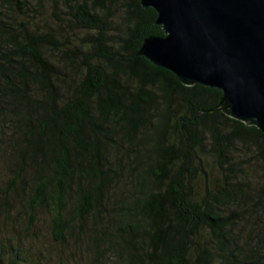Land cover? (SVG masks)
Wrapping results in <instances>:
<instances>
[{
  "label": "trees",
  "instance_id": "16d2710c",
  "mask_svg": "<svg viewBox=\"0 0 264 264\" xmlns=\"http://www.w3.org/2000/svg\"><path fill=\"white\" fill-rule=\"evenodd\" d=\"M30 1L0 0V160L10 192L28 182L29 224L47 209L63 244L73 223L109 212L126 171L124 194L89 237L96 252L119 264H264V233L246 247L243 215L229 205L262 208L230 153L238 145L264 166V134L220 109V90L186 86L137 54L145 38L164 36L157 13L138 0H60L84 35L67 43L57 70L43 49L63 45L15 22L30 16ZM210 163L222 177L215 185Z\"/></svg>",
  "mask_w": 264,
  "mask_h": 264
},
{
  "label": "water",
  "instance_id": "95a60500",
  "mask_svg": "<svg viewBox=\"0 0 264 264\" xmlns=\"http://www.w3.org/2000/svg\"><path fill=\"white\" fill-rule=\"evenodd\" d=\"M138 1L164 36L137 54L186 86L220 90V109L264 134V0Z\"/></svg>",
  "mask_w": 264,
  "mask_h": 264
},
{
  "label": "rangeland",
  "instance_id": "374dc122",
  "mask_svg": "<svg viewBox=\"0 0 264 264\" xmlns=\"http://www.w3.org/2000/svg\"><path fill=\"white\" fill-rule=\"evenodd\" d=\"M30 11L27 18L18 15L15 22L23 23L30 31L43 35H52L57 46L63 45L61 49L46 46L43 49L45 57L57 70H60L66 63L64 62L62 51L68 47L67 43L79 44V38L84 34L69 28L66 22L67 11L64 3L60 0H31L29 2ZM11 13L5 9L1 13L2 18L7 22H12ZM66 73V70L63 69ZM4 138V137H3ZM230 156L237 163V167L244 173L241 183L247 194L259 192L264 198V166L256 164L251 157L250 151L244 148H234ZM3 155H0V159ZM207 180L218 184L222 181L219 171L210 166L207 168ZM10 174L5 168V164L0 160V264H6L9 259L17 257L20 264H119L114 252L105 254V251L96 252L94 245H91L90 235L95 226L100 227L108 220L109 213L115 199H119L124 193L123 182L127 179V172L121 176L122 188L110 198L108 211H104L103 218L98 221L88 219L83 224L73 223L71 228L65 233V242L59 244L53 240L51 235V217L47 209H39L36 221L31 226L29 224V210L27 208V184H22L15 191L8 190ZM25 180H30L25 179ZM202 183V182H201ZM200 183V187L203 184ZM201 188L198 189L200 193ZM260 210L251 206L248 200L229 202L231 208L236 207L241 211L242 222L236 227L238 237L247 247L252 240H258V234L264 233V200ZM9 205H8V204ZM72 203L68 202L66 207L68 212L72 208ZM85 233L88 234L85 237ZM100 253V254H99ZM103 255V256H102Z\"/></svg>",
  "mask_w": 264,
  "mask_h": 264
}]
</instances>
